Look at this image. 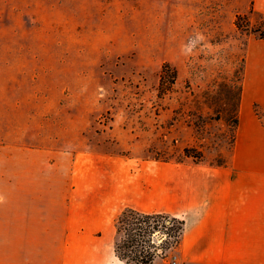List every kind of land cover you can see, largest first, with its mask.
<instances>
[{
    "label": "rangeland",
    "instance_id": "374dc122",
    "mask_svg": "<svg viewBox=\"0 0 264 264\" xmlns=\"http://www.w3.org/2000/svg\"><path fill=\"white\" fill-rule=\"evenodd\" d=\"M263 9L264 0H0V172L91 173L131 192L147 162L227 165ZM140 226L136 247L155 249L151 264H264V245L247 260L183 261L167 235L177 225ZM3 245L0 264H24Z\"/></svg>",
    "mask_w": 264,
    "mask_h": 264
},
{
    "label": "crops",
    "instance_id": "0c3cea01",
    "mask_svg": "<svg viewBox=\"0 0 264 264\" xmlns=\"http://www.w3.org/2000/svg\"><path fill=\"white\" fill-rule=\"evenodd\" d=\"M126 208L183 220L176 247L183 261L247 260L254 245H264V38L247 46L227 165L147 162L131 192L91 173L0 172L1 250L24 264H124L114 246Z\"/></svg>",
    "mask_w": 264,
    "mask_h": 264
},
{
    "label": "trees",
    "instance_id": "16d2710c",
    "mask_svg": "<svg viewBox=\"0 0 264 264\" xmlns=\"http://www.w3.org/2000/svg\"><path fill=\"white\" fill-rule=\"evenodd\" d=\"M260 31V30H256ZM258 38H264V32H259ZM174 77V74L173 76ZM158 218L160 220H164L168 222L170 225H177L172 234H167L169 238L173 239V244L176 246L179 243L182 229H183V220H178L176 218L166 216L164 214H144L140 213L134 209L126 208L124 209L116 220V233L119 234L122 231L126 233V241H116L114 246V252H120L121 249L123 251L122 255H120L122 260H126V264L128 262H133L134 264H151L154 256L156 255V251L146 252L143 254V248L138 249L136 247V236L140 235L142 230L141 224L148 223L150 219ZM151 242H153L151 240ZM173 246V245H172Z\"/></svg>",
    "mask_w": 264,
    "mask_h": 264
}]
</instances>
